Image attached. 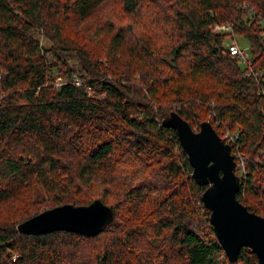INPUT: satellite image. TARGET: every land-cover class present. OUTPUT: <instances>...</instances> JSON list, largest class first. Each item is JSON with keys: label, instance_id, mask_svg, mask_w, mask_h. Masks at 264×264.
Here are the masks:
<instances>
[{"label": "trees", "instance_id": "1", "mask_svg": "<svg viewBox=\"0 0 264 264\" xmlns=\"http://www.w3.org/2000/svg\"><path fill=\"white\" fill-rule=\"evenodd\" d=\"M106 1L0 0V264H258L246 247L235 262L224 254L205 187L162 121L174 111L236 135V198L264 216V0H119L126 22L107 31V47L78 31L71 45L66 25ZM229 35L248 41L256 76L226 52ZM94 199L113 211L94 236L17 230Z\"/></svg>", "mask_w": 264, "mask_h": 264}, {"label": "water", "instance_id": "2", "mask_svg": "<svg viewBox=\"0 0 264 264\" xmlns=\"http://www.w3.org/2000/svg\"><path fill=\"white\" fill-rule=\"evenodd\" d=\"M175 130L180 145L192 168V177L205 189L201 201L209 210V221L216 238L231 262L241 248L253 251L258 264H264V216L249 211L237 198L240 178L230 145L215 131L209 121L198 129L177 112L162 121ZM113 220L112 209L100 199L87 205L62 204L46 209L17 225L24 234H40L56 230L94 236Z\"/></svg>", "mask_w": 264, "mask_h": 264}, {"label": "rangeland", "instance_id": "3", "mask_svg": "<svg viewBox=\"0 0 264 264\" xmlns=\"http://www.w3.org/2000/svg\"><path fill=\"white\" fill-rule=\"evenodd\" d=\"M113 4H116L118 8L114 11H110L109 8ZM120 2L119 0H107L106 2L102 3V5L97 9V11L94 14H91L89 17H87L84 22H73L66 25L65 32L70 33V36L68 37L69 42L71 45H73V42L75 41V36L72 31H78L81 36L84 38L91 39L92 41L98 42L95 44V48L98 51H102L104 47H107L108 45V34L107 31H109V34H111L110 29L122 25L126 22L124 15L120 11ZM108 29V30H107ZM39 38L40 44L43 46H50L51 41H48L47 38H45L42 35H37ZM229 39V37L227 38ZM239 46L243 49H248V41L243 37H236L235 38ZM226 40V38H225ZM228 41V40H227ZM79 44H87L86 39L79 40ZM78 44V46H79ZM52 55V54H51ZM62 55H65V53H62ZM71 56H67L66 62L68 65H72V63L77 62V58L72 57V52L70 53ZM55 57H52L50 55L47 56V63L48 64H56V61L54 59ZM102 60H105V57H101ZM57 66H54L52 69V75L55 77V82H58L59 80L63 79L61 75H59V72H62L61 67L57 68L59 64H56ZM59 69V71H58ZM92 93V92H91ZM199 126V125H198ZM193 129H198V127H194ZM224 134L228 133L227 130L223 131ZM236 172V171H235ZM237 174V173H236ZM238 175V174H237ZM2 206V205H1Z\"/></svg>", "mask_w": 264, "mask_h": 264}, {"label": "built area", "instance_id": "4", "mask_svg": "<svg viewBox=\"0 0 264 264\" xmlns=\"http://www.w3.org/2000/svg\"><path fill=\"white\" fill-rule=\"evenodd\" d=\"M211 28L214 32H217V33L218 32H231L232 31V25L226 24V23H215L212 25ZM225 49H226V52H228L230 55L236 56L241 61V63L245 65V67L247 68L246 69L247 70L246 76L251 75V74L256 76L253 69L251 68L252 59L250 58L247 49H243L239 46L234 35H229V39L226 42ZM224 138H226L227 139L226 142L228 144H230V143L234 142L236 135L226 133L223 136V139ZM235 158L238 161V166L241 167V169H244L243 156H241L240 153H236L234 155V159ZM236 159H235V162H236Z\"/></svg>", "mask_w": 264, "mask_h": 264}]
</instances>
